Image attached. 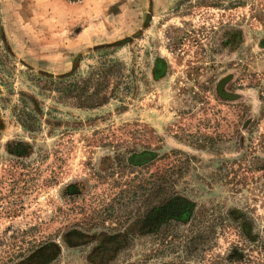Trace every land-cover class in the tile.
I'll use <instances>...</instances> for the list:
<instances>
[{
	"label": "rangeland",
	"instance_id": "obj_1",
	"mask_svg": "<svg viewBox=\"0 0 264 264\" xmlns=\"http://www.w3.org/2000/svg\"><path fill=\"white\" fill-rule=\"evenodd\" d=\"M0 264H264V0H0Z\"/></svg>",
	"mask_w": 264,
	"mask_h": 264
}]
</instances>
